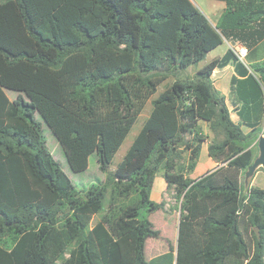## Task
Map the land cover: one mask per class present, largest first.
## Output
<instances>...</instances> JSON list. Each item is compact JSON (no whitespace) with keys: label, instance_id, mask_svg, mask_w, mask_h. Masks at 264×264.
Masks as SVG:
<instances>
[{"label":"trees","instance_id":"obj_1","mask_svg":"<svg viewBox=\"0 0 264 264\" xmlns=\"http://www.w3.org/2000/svg\"><path fill=\"white\" fill-rule=\"evenodd\" d=\"M221 1L213 24L192 0H0V264H264V188L244 191L241 179L263 130L264 58L228 48L181 76L224 40L246 56L264 41V0ZM227 65L238 122L212 80ZM201 121L223 164L195 179L209 138ZM44 123L73 171L96 152L106 180L79 190ZM161 168L182 198L177 248L147 259L146 241L160 233L149 216L164 205L151 196Z\"/></svg>","mask_w":264,"mask_h":264},{"label":"rangeland","instance_id":"obj_2","mask_svg":"<svg viewBox=\"0 0 264 264\" xmlns=\"http://www.w3.org/2000/svg\"><path fill=\"white\" fill-rule=\"evenodd\" d=\"M196 6H198L209 18V20L216 24L219 20L221 13L225 9V2L221 0H192ZM234 45L232 42L228 40H224L223 44L215 48L214 50L210 51L205 60L200 62L197 65L190 66L187 68L183 73L182 77H193L199 69L204 67L206 64L211 62L217 57H220L224 54L226 49L228 48H236L241 45ZM262 59L264 58V41L258 46L255 56H246L245 59L250 62L253 58ZM233 67L231 65L225 68H218L217 73H213L212 80L214 86L222 93H225L226 102L229 105L231 111L233 112L232 106V96H231V89H230V81L233 75ZM176 78L174 76H170L166 79L158 88V91L149 99L148 103L146 104L144 110L134 123L132 129L130 130L128 136L124 140L123 144L117 151L112 168L116 166L118 162H120L128 148L130 147L131 143L133 142L134 138L136 137L137 133L141 129L142 125L144 124L145 120L149 116V113L152 109V99L155 98L167 85L172 83ZM225 91V92H224ZM222 93V94H223ZM9 94L12 98L16 96L14 91H9ZM234 115V113H233ZM201 126L203 127L204 132L209 136L208 140L203 144V148L201 150L200 158H199V167L195 168L192 173V176L203 175L206 173V165L209 159L208 155V143H210L215 135L214 132L210 129L209 123L206 121L200 122ZM263 130L260 135H264V123L262 126ZM43 131L47 138V143L54 154V156L61 162L63 165L64 170L68 173V175L72 178L75 182L79 190H84L88 188L92 183H101L106 180V174L102 172L99 168L97 154L96 152L92 153L89 158V166L84 171H73L69 166L67 161L66 155L57 140L55 134L52 130L44 123ZM260 137V136H259ZM259 139V138H258ZM258 142V140H257ZM260 150L258 144L256 145V157L259 155ZM186 156L182 160V164L186 162ZM264 167L260 166L256 169L253 175L246 177L243 173L241 175V179L243 182V189L247 191L250 186H260L264 188ZM152 199L156 201L164 202L162 208L158 209L157 211L150 214V219L154 222L156 228L159 229L160 233L154 237H149L146 241L145 252L147 259H151L152 257L161 254L166 251H176L177 248V236H178V225L179 219L181 215V201L182 198H179L176 194L174 188L168 189L166 186V182L164 179V169L161 168L159 172L155 176V180L153 183L152 189ZM103 213L95 214L92 225L99 221L102 217ZM259 231V229H258ZM60 264V261L57 262Z\"/></svg>","mask_w":264,"mask_h":264},{"label":"crops","instance_id":"obj_3","mask_svg":"<svg viewBox=\"0 0 264 264\" xmlns=\"http://www.w3.org/2000/svg\"><path fill=\"white\" fill-rule=\"evenodd\" d=\"M225 7H226V3H225ZM236 45V44H235ZM238 45H241V44H238ZM237 45V46H238ZM226 51H227V49H226ZM225 51V52H226ZM224 52V53H225ZM246 57V56H245ZM244 60H245V58H244ZM227 66H229V65H227ZM227 66H225V67H227ZM232 66V65H231ZM225 67H223V68H225ZM233 67V66H232ZM218 69V68H217ZM217 69H215L214 71H215V73H217ZM234 70V69H233ZM214 73V72H213ZM234 73V72H233ZM213 75V74H212ZM231 89V88H230ZM225 92V91H224ZM223 93V92H222ZM8 94H9V91H8ZM223 95H225V93H223ZM9 96H10V94H9ZM11 97V96H10ZM12 98V97H11ZM229 106V105H228ZM233 106V105H232ZM230 108V107H229ZM231 110V109H230ZM233 113H234V115H233ZM231 116H232V118H233V120H235L236 122H238L239 121V116L237 115V113L235 112V110H234V106H233V112L231 111ZM246 131H249V129L248 128H246L245 129ZM208 145H209V143H208ZM207 145V146H208ZM202 148H203V146H202ZM201 154V153H200ZM209 155V154H208ZM200 158V157H199ZM223 163H219V162H217L216 160H214L211 156H209V159H208V162H207V165H206V173H208L209 171H212V170H214V169H216V168H218L219 166H221ZM199 165V160H198V163H197V165H196V167L195 168H197V166ZM199 167V166H198ZM195 170V169H194ZM205 173V174H206ZM205 174H203V175H198V176H195V175H193L192 176V173H190V174H188L190 177H192V178H195V179H198V178H200V177H202V176H204ZM166 182V181H165ZM166 186H167V184H166ZM151 196H152V194H151Z\"/></svg>","mask_w":264,"mask_h":264},{"label":"water","instance_id":"obj_4","mask_svg":"<svg viewBox=\"0 0 264 264\" xmlns=\"http://www.w3.org/2000/svg\"><path fill=\"white\" fill-rule=\"evenodd\" d=\"M232 44H236L234 41ZM258 147L260 150L259 155L254 159L253 163L249 166L246 172V177H249L254 174L256 169L260 166L264 167V135H260L258 139ZM257 233L259 234L258 227L255 228Z\"/></svg>","mask_w":264,"mask_h":264},{"label":"built area","instance_id":"obj_5","mask_svg":"<svg viewBox=\"0 0 264 264\" xmlns=\"http://www.w3.org/2000/svg\"><path fill=\"white\" fill-rule=\"evenodd\" d=\"M236 53L241 59H244L248 53V48L244 45L235 48Z\"/></svg>","mask_w":264,"mask_h":264}]
</instances>
